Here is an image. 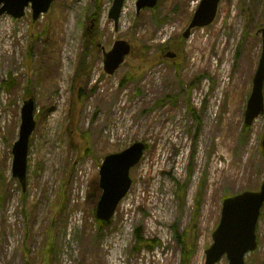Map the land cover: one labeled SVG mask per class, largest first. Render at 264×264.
<instances>
[{"label":"rangeland","instance_id":"1","mask_svg":"<svg viewBox=\"0 0 264 264\" xmlns=\"http://www.w3.org/2000/svg\"><path fill=\"white\" fill-rule=\"evenodd\" d=\"M199 1L137 12L124 0L117 27L112 0H53L36 21L30 7L0 17V264H183V249L187 264H205L223 198L264 179V113L244 125L264 0H221L214 21L185 38ZM119 39L131 50L106 74L103 50ZM27 98L36 125L23 188L12 146ZM135 141L146 148L131 186L99 224L103 157ZM256 240L245 264H264V205Z\"/></svg>","mask_w":264,"mask_h":264},{"label":"water","instance_id":"2","mask_svg":"<svg viewBox=\"0 0 264 264\" xmlns=\"http://www.w3.org/2000/svg\"><path fill=\"white\" fill-rule=\"evenodd\" d=\"M53 0H0V17L9 14L21 18L25 9L32 10V20L36 21L45 14ZM124 0H112L108 17L117 27V21ZM158 0H136L137 12L143 8H152ZM221 0H200L182 36L189 37L193 28L211 24L216 16ZM262 33V50L252 78V86L244 111V124L249 126L254 119L264 113V26ZM128 41L119 39L112 47L103 50V69L106 74H113L124 62L130 52ZM166 57L174 58L173 51H167ZM1 90V86H0ZM34 101L27 98L21 107V121L17 140L12 146V175L25 188L29 138L35 129ZM264 147V138L262 140ZM146 145L135 141L125 149L107 154L99 167V187L101 195L97 202L95 215L101 221H109L118 203L126 195L130 186V169L141 159ZM264 205V179L256 191L245 190L222 200L219 223L212 232V243L205 249V264H216L223 255L228 264H245L244 257L257 247L256 224L261 207Z\"/></svg>","mask_w":264,"mask_h":264},{"label":"trees","instance_id":"3","mask_svg":"<svg viewBox=\"0 0 264 264\" xmlns=\"http://www.w3.org/2000/svg\"><path fill=\"white\" fill-rule=\"evenodd\" d=\"M244 128H246V127H244ZM97 221H98L99 224H104L105 223V222H102V221H100L98 219H97ZM183 255L184 256H183L182 263L183 264H187V262H188V256L186 255V250H184V249H183Z\"/></svg>","mask_w":264,"mask_h":264}]
</instances>
